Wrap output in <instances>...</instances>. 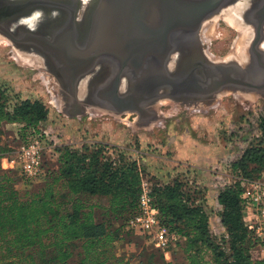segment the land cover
I'll return each mask as SVG.
<instances>
[{"label": "trees", "instance_id": "trees-1", "mask_svg": "<svg viewBox=\"0 0 264 264\" xmlns=\"http://www.w3.org/2000/svg\"><path fill=\"white\" fill-rule=\"evenodd\" d=\"M48 115L40 99L13 103L0 88V264H126L115 254L114 243L122 233L133 232L127 225L138 212L142 181L136 160L113 157L102 143L57 145L58 167L45 172L44 163L42 185L23 190L20 185H31L26 176L2 167L11 151L2 143L5 125L18 124L22 141ZM257 126L260 134L231 164L235 177L256 178L264 172V119ZM153 184L161 223L183 238L170 249L171 257L178 248L187 264H207L208 253L214 264H264V258L255 255L264 241L245 221L240 180L219 189V216L225 229L220 236L211 229L204 202L183 180ZM97 198L105 205L93 201ZM161 251L150 254L148 263L173 264Z\"/></svg>", "mask_w": 264, "mask_h": 264}, {"label": "rangeland", "instance_id": "rangeland-1", "mask_svg": "<svg viewBox=\"0 0 264 264\" xmlns=\"http://www.w3.org/2000/svg\"><path fill=\"white\" fill-rule=\"evenodd\" d=\"M214 16L217 17L213 20H217L208 28L205 38L206 45L213 43L207 49L209 53L223 49L228 40L222 36L233 29L221 17L239 29L233 18L218 13ZM18 41L14 42L0 31V88L7 91L13 103L26 98L40 99L49 110L45 122L50 129L61 132V143L76 148L102 143L108 146L107 151L113 157L123 155L136 160L142 176L153 183L166 184L175 178L183 180L198 200L204 202L212 231L218 236L224 233L219 225L221 210L215 195L223 188L222 183H233L232 162L240 157L252 138L260 134L257 125L264 119V94L230 87L202 99L178 100L165 96L155 106L148 105L147 117L132 110L118 113L100 102L90 105L80 102L83 112L72 113L75 110L69 108V93L58 77L49 67L36 65L37 62L42 64L40 54L28 52L30 56L33 54L32 59L23 54L18 49ZM233 43L239 47L246 45L241 37ZM19 127L5 125L2 143L11 149L6 156L15 161L11 169L21 175L16 156L21 143ZM58 154L54 148L43 154L45 172L58 167ZM24 180L31 185H20L22 190L36 189L43 183L42 179L26 177ZM93 201L106 203L98 198ZM114 250L126 264H149L150 254H163L149 232L122 233L114 243ZM255 255L264 258V245L257 248ZM167 259L173 264H187L178 248ZM206 261L214 264L209 253Z\"/></svg>", "mask_w": 264, "mask_h": 264}, {"label": "water", "instance_id": "water-1", "mask_svg": "<svg viewBox=\"0 0 264 264\" xmlns=\"http://www.w3.org/2000/svg\"><path fill=\"white\" fill-rule=\"evenodd\" d=\"M53 1L56 2V0H48V2ZM96 1L94 12L88 16V28L84 34L80 35L79 33L75 14H72V18L66 26L60 29L58 37L55 36L52 39L48 34L34 33L28 30H25L26 37L24 35L16 37L7 31L4 33L14 42L19 40L20 44L32 43L37 46L40 44L39 53L43 52L48 61L52 58L53 63L47 64L50 70L58 77L64 88L71 87L73 89L68 94L69 108L75 110L72 113L83 112L80 102L87 105L100 102L106 107H109L105 105L107 103L113 104L118 113L132 110L140 116L150 113L147 106L154 101L153 95L148 99L140 96L143 92L137 94L135 90H128L126 93H120L119 90V93H115L110 97L111 99H108L109 101H106L101 95L94 94L89 90L88 100H81L78 95L80 78L91 73L101 60L104 63L109 61L112 67L114 65L117 67L119 77L125 75L130 84L139 86L138 89L150 88L151 84L147 83L145 78L141 84L135 82L134 79H140L143 76L150 78L151 63L148 56L155 55L159 57V75H166L164 81L167 83L181 82L186 78L187 72H191V70L182 75L169 74L167 69L170 54L180 47L179 42L197 39L205 21L218 13L229 2V0H164V3L161 0ZM29 5L32 3L25 4L21 8H27ZM53 5L56 6L55 3ZM156 12H163L161 23L158 26L152 25L151 23L155 24V22L149 20L150 16H154ZM72 23L74 30L68 29L69 24ZM261 23L262 20L259 24ZM258 40L254 44L255 46L258 44ZM66 45H69L72 51ZM182 49L179 51L183 52ZM55 56L57 61L53 60ZM208 76L211 77V74ZM226 83L223 81L216 87L215 85L210 86L208 87L210 90L202 93L210 95L211 90L218 91ZM240 84L251 88L260 87L252 82ZM160 85L162 84L157 86L158 89L162 87Z\"/></svg>", "mask_w": 264, "mask_h": 264}, {"label": "flooded vegetation", "instance_id": "flooded-vegetation-1", "mask_svg": "<svg viewBox=\"0 0 264 264\" xmlns=\"http://www.w3.org/2000/svg\"><path fill=\"white\" fill-rule=\"evenodd\" d=\"M10 1H17L16 2L17 6L22 5V4L28 5V3L29 4L32 3V6L34 7L32 9L27 7V8H22V10H16L17 8L14 9L10 5L11 18H14V17L19 18L21 16H28V14H30L32 10L34 11L35 8H39V7H40L39 9H45V10H48L50 12H53L59 15L57 18H54V20H57L60 23H56L53 26L55 28L52 32H49V33L38 32V31H35L34 29H29V28L26 29L28 31H33L34 33L48 34V36L51 39L54 38L55 36L58 37V32L60 31V29H62V27L64 28L67 22L70 21V19L72 18V14H75L77 16L76 21L78 24L79 33L80 35L84 34V32H81V29L84 28L82 24L85 20L88 21V15L85 18L80 17V13L83 9V4H84L83 0L82 1L81 0H56V2L54 1L48 2V0H10ZM161 1L162 3L165 2L164 0H161ZM229 1L232 2L234 0H229ZM96 2L93 8L89 10V13L94 12V9L97 4ZM53 3H55L56 6H54ZM222 10L223 9H221L218 15L222 14ZM21 12H24V13L21 14ZM162 13L163 12H156L154 16L153 15L150 16L151 19L149 18V20H151V22H155V24L151 23L152 25L158 26L159 23H161ZM220 19L224 20V23H227L229 26L233 28L230 30L228 29L227 31L228 35L226 33L227 36L226 35L222 36V38L228 40V43L226 42V45L225 46L223 45L225 49L224 48L220 49L219 51H217L218 53L217 52L209 53L207 50L208 48H211L213 44L211 42L210 44L206 45L205 38L207 37V31H208V28L217 20V19L215 20L212 19L209 23L207 24L204 23L205 25L203 24L201 26V29L198 33L199 38L197 37V41L193 43L190 40H187V41L183 40L185 43L189 44L188 47H186L187 45L185 46L186 50H189V53H194V58L192 59V63H190L188 67L189 71L191 70V72H188L185 75L186 78H184L181 82H176V81L175 82L172 81V83L165 82L164 77L166 75L164 74V76H162V75H159L158 73L159 57L155 55L148 56V59L151 63L150 78L143 76L140 79L135 78L134 80L135 82L141 84L142 80L145 78L146 82L150 83L151 86L150 88H146V89H143V88L138 89L135 92H137V94L138 92L139 93L143 92L142 94H140V96L144 98L146 97L148 99H149V96L151 97L153 95L152 97H154V101L152 102V104H150L152 107L153 105L155 106V103L159 101V99L165 96L173 97L178 100L202 99L208 95L207 93H202V92L210 90V88H208L210 86L215 85L216 87V85H219L223 81L227 83L224 84L222 88H220V90L218 91L211 90L212 93L210 95H216V94L223 93L224 91L231 89L230 87L241 88L242 90L244 89L247 92L255 91L258 94H264V49L262 48V43L264 41V0H254L250 3V7L248 10V26L247 27H241L239 24L235 23V25L239 28L237 29L236 27L228 23L227 20L223 19V17H221ZM261 20H262V23L259 24ZM45 25L46 27H50V24L45 23ZM206 25H207V31H205ZM68 27H69L68 29L72 28L74 30L73 23L71 25L69 24ZM22 35L25 36V32ZM240 37L245 39L246 45L244 43L243 45L245 46L238 48V45H236L233 42L238 41ZM257 40L259 42L255 46L254 44L257 42ZM181 42L178 43L180 47L170 54L168 58V64L173 58L172 57L173 54L179 53V52L181 53V51L179 50H181L180 48L184 47V45L183 46L180 45ZM20 46L29 47L30 48L29 50H32L33 52H37L38 54L41 48L40 44L39 46H37L36 44L34 45L32 43L31 44L24 43V44H20ZM66 46L70 51H72L69 45H66ZM182 50L184 52V48ZM43 56L45 57V59L44 57L42 58L48 62L47 56L44 53H43ZM182 58L184 59V56L180 57L181 60ZM51 59L52 58H50L49 61L53 62ZM53 60L57 61L56 56L53 57ZM96 66L94 68H96ZM110 67H111V73L107 75L108 71H105L103 75L105 78H103V81L95 85L93 84L91 87V91L94 94L101 95V97L105 98L106 101H109L108 99H111L110 97L113 96L115 93H119V90L121 89V82L123 79L122 75L120 77L117 75L118 70H117V67H115V65L114 67L112 66ZM182 67L184 68V66ZM167 71L169 74H171L169 68L167 69ZM101 74H103V72ZM209 74H211V77L208 76ZM168 81L170 80L168 79ZM245 82L247 83L252 82V83L259 85L260 87L251 88V87L244 86L243 84H240V83H245ZM159 84H162L160 85L162 86L160 89H158L157 87ZM146 86L147 84L145 85V87ZM64 90H66L67 94L68 93L70 94L71 90L73 89L71 87H67V88H64ZM105 105L109 106V108L114 109V106L113 104L111 105V103H107ZM147 115H149V113L142 117H147Z\"/></svg>", "mask_w": 264, "mask_h": 264}, {"label": "built area", "instance_id": "built-area-1", "mask_svg": "<svg viewBox=\"0 0 264 264\" xmlns=\"http://www.w3.org/2000/svg\"><path fill=\"white\" fill-rule=\"evenodd\" d=\"M61 135V132L50 129L43 121L31 135L22 139L16 156L24 176L30 179L41 177L44 171L43 154L48 149L64 144L61 143ZM4 161H7L9 165H5ZM14 162L4 157L2 166L5 169H11L15 167ZM235 180H240L243 187L242 199L246 224L260 240L264 241V172L256 178L234 176L233 182ZM153 185L151 180L142 176L138 212L128 220L127 228L134 232L153 234L155 246L163 250L168 258L170 249L176 247L183 238L161 223L159 209L152 196ZM221 185L226 187L229 184L222 183ZM219 222L221 223L220 218Z\"/></svg>", "mask_w": 264, "mask_h": 264}, {"label": "bare ground", "instance_id": "bare-ground-1", "mask_svg": "<svg viewBox=\"0 0 264 264\" xmlns=\"http://www.w3.org/2000/svg\"><path fill=\"white\" fill-rule=\"evenodd\" d=\"M82 1V0H81ZM254 0H234V1H229L224 7H222V15L233 18L234 22L239 24L241 27H247L248 26V10L250 7V3ZM17 1H10V0H0V31L4 33L10 32L12 35H15L16 37L19 35H22L24 32H26V29H34L35 31L38 32H52L55 27H53L56 23H60L57 20H54V18H57L59 15L55 14L53 12H50L45 9H39L35 8L34 11L28 16H21L19 18H11L10 16V5L12 8L16 9L19 7H24V4L22 5H16ZM19 2V1H18ZM83 9L80 13L81 18L89 16V10L93 8L96 0H83ZM24 3V2H23ZM29 8H34L32 5L28 6ZM22 10V8L20 9ZM221 11V10H220ZM219 11V12H220ZM218 12V13H219ZM16 13V12H15ZM24 12H21V14ZM217 14V13H216ZM215 15V14H214ZM212 15L211 17L206 20L205 24L209 22V20H212L213 18H216L217 16ZM89 18V17H88ZM45 23L50 24V27H46ZM204 24V25H205ZM45 25V26H44ZM84 28L81 29V32H85L86 28H88V21H84L83 24ZM207 27V25L205 26ZM205 31H207V28H205ZM6 34V33H5ZM7 35V34H6ZM199 38V37H198ZM195 40H191V42H195ZM190 42V43H191ZM180 45H184L185 51L184 52H179L173 54V60L171 59V63L169 62L168 68L171 73H176V74H184L187 71H189L188 67L190 63H192V59L194 58V53H189V50H186L185 46L188 47L189 44L185 43L182 41ZM240 45V43H238ZM239 47V46H238ZM262 48L264 49V41L262 43ZM20 51H22L23 54L27 55V57H31L34 53L37 55V52H33L32 50H29V47H22L18 48ZM181 49V48H180ZM28 52H32L33 54L30 56ZM40 54V53H39ZM178 54V55H177ZM42 57L43 54H40ZM184 56V59H180V57ZM41 57V58H42ZM34 57H31V59ZM178 58V59H177ZM45 59V57H44ZM42 58V64L36 63V65H39L43 68H48V63H53L50 61H46ZM180 59V60H179ZM39 61V60H38ZM180 61V62H179ZM106 63V64H105ZM103 62L102 60L97 64L96 68L92 70L91 73L88 75L81 77L79 82H78V92H79V98L81 100H88V91L91 90L92 85L98 84L99 82L103 81V78H105L104 72L108 71L107 75L111 73V67L112 64L110 62ZM170 66V67H169ZM184 66V68L182 67ZM106 68V69H105ZM178 68V69H177ZM54 70V68H52ZM103 72V74H101ZM188 73V72H187ZM101 75V76H100ZM135 85V84H134ZM133 84H130L129 81L127 80L126 76H123L122 79V85L120 89V93H126V91H137L139 86H134Z\"/></svg>", "mask_w": 264, "mask_h": 264}, {"label": "crops", "instance_id": "crops-1", "mask_svg": "<svg viewBox=\"0 0 264 264\" xmlns=\"http://www.w3.org/2000/svg\"><path fill=\"white\" fill-rule=\"evenodd\" d=\"M219 193V192H218ZM218 193L215 195V197H216V200H217V196H218ZM217 203H218V201H217ZM209 204H211V201H209ZM210 206V205H209ZM209 206H208V208H209ZM211 206H213V205H211ZM206 210H207V208H206ZM220 210H221V207H220ZM208 211V210H207ZM219 225H220V227L221 228H223L224 229V227L221 225V223L219 222ZM224 232H225V229H224Z\"/></svg>", "mask_w": 264, "mask_h": 264}]
</instances>
